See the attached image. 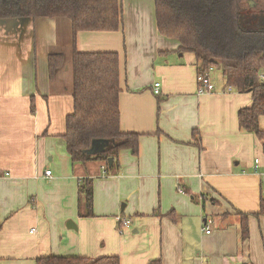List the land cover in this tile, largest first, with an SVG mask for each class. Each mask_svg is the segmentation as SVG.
I'll use <instances>...</instances> for the list:
<instances>
[{
	"label": "crops",
	"instance_id": "0c3cea01",
	"mask_svg": "<svg viewBox=\"0 0 264 264\" xmlns=\"http://www.w3.org/2000/svg\"><path fill=\"white\" fill-rule=\"evenodd\" d=\"M122 9L119 30L76 34L79 51L118 54L120 129L140 135L138 155L120 151L113 175L97 161L73 165L66 150L73 99L63 74L70 65L50 83L47 56L70 50L69 20L0 21V264H36L46 255L264 264V214H255L264 196V153L237 121L251 93L212 78L214 91L198 94L194 55L158 32L154 0H122ZM84 176L93 178L88 218L77 211ZM240 213L247 214L245 239ZM117 216L129 217L131 227L120 232ZM205 218L212 220L209 233L202 231Z\"/></svg>",
	"mask_w": 264,
	"mask_h": 264
},
{
	"label": "trees",
	"instance_id": "16d2710c",
	"mask_svg": "<svg viewBox=\"0 0 264 264\" xmlns=\"http://www.w3.org/2000/svg\"><path fill=\"white\" fill-rule=\"evenodd\" d=\"M250 5L246 6L242 0H154L158 32L176 39L180 43L179 51L194 55L197 74L209 67L218 68L226 87L251 93V104L237 112L238 127L253 133L264 153V129L259 126V118L264 116V82L257 79L260 69H264V9L257 8L256 3ZM122 15V0H0V21L39 17L69 20L72 31L69 54L58 49L48 53V80L52 83L69 61L73 109L65 118L66 150L73 165L97 161L106 175L119 171L120 151L129 150L132 155H138L140 135L120 129L118 54L79 51L76 34L117 31L122 26ZM192 137L201 148L196 130L192 131ZM99 140L105 144L96 153H87L92 143ZM77 211L79 217L93 216L90 176L78 181ZM255 214H264V196ZM240 215L241 237L245 239L247 214ZM36 264H120V260L116 255H46L38 257ZM148 264H161V261L154 259Z\"/></svg>",
	"mask_w": 264,
	"mask_h": 264
},
{
	"label": "built area",
	"instance_id": "2783aa9c",
	"mask_svg": "<svg viewBox=\"0 0 264 264\" xmlns=\"http://www.w3.org/2000/svg\"><path fill=\"white\" fill-rule=\"evenodd\" d=\"M213 71V67H209L208 70L198 73L196 75V92L198 94H203V93H208L212 92L215 89V85L213 83L211 73ZM257 79L260 82H264V69H260V71L257 74ZM160 83L159 82H154L152 85V91L154 94L159 95L160 94ZM255 168L259 166V160L255 159ZM103 168V167H102ZM104 169V168H103ZM50 170L45 171V175H50ZM6 174V173H5ZM261 174L264 176V169L262 170ZM178 191H182L179 189ZM116 221L118 223V230L121 232L123 227H129L130 226V220L123 218L121 216L116 217ZM212 223L211 219L205 218L203 220V226H202V231L205 233L210 232V225Z\"/></svg>",
	"mask_w": 264,
	"mask_h": 264
},
{
	"label": "rangeland",
	"instance_id": "374dc122",
	"mask_svg": "<svg viewBox=\"0 0 264 264\" xmlns=\"http://www.w3.org/2000/svg\"><path fill=\"white\" fill-rule=\"evenodd\" d=\"M242 1L245 3L246 6H251L250 3L252 2L253 4L256 3V7L257 8L264 9V0H242ZM62 50H64L63 52L65 54H69V49L62 48ZM68 58L70 59L69 56H68ZM65 75H68L67 76V79L69 77V83H68V85H69V88H71V80L72 79H71V70H70V68H69L68 71H65L64 70L63 77H65ZM212 76H213L212 78L216 81V84H221V83L224 82L223 77H222V74H221V72H220V70L218 68L213 69ZM126 219H128V220L131 221V219L129 217H126ZM130 227H131V225L129 226V228ZM129 228H127V229H129Z\"/></svg>",
	"mask_w": 264,
	"mask_h": 264
},
{
	"label": "water",
	"instance_id": "95a60500",
	"mask_svg": "<svg viewBox=\"0 0 264 264\" xmlns=\"http://www.w3.org/2000/svg\"><path fill=\"white\" fill-rule=\"evenodd\" d=\"M105 144V141L99 140V141H94L89 149L86 150L87 153H96L98 149H100V146H103ZM112 163V158L108 159V164L111 165ZM67 226H72L75 228L74 224L72 222H68Z\"/></svg>",
	"mask_w": 264,
	"mask_h": 264
}]
</instances>
